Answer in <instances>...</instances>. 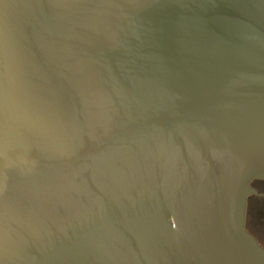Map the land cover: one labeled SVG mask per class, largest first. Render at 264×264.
<instances>
[{"label": "water", "instance_id": "1", "mask_svg": "<svg viewBox=\"0 0 264 264\" xmlns=\"http://www.w3.org/2000/svg\"><path fill=\"white\" fill-rule=\"evenodd\" d=\"M264 0H0V264H264Z\"/></svg>", "mask_w": 264, "mask_h": 264}, {"label": "flooded vegetation", "instance_id": "2", "mask_svg": "<svg viewBox=\"0 0 264 264\" xmlns=\"http://www.w3.org/2000/svg\"><path fill=\"white\" fill-rule=\"evenodd\" d=\"M250 187L252 193L248 195L246 201L244 226L258 244L264 248L263 237L260 240L257 236L259 235L258 231L264 235V179H253L250 182Z\"/></svg>", "mask_w": 264, "mask_h": 264}, {"label": "rangeland", "instance_id": "3", "mask_svg": "<svg viewBox=\"0 0 264 264\" xmlns=\"http://www.w3.org/2000/svg\"><path fill=\"white\" fill-rule=\"evenodd\" d=\"M247 226H249V224L247 223ZM256 234V233H255ZM258 234L259 235H257L258 237H259V239L261 240V238L263 237V242H264V235L263 234H261L259 231H258Z\"/></svg>", "mask_w": 264, "mask_h": 264}]
</instances>
